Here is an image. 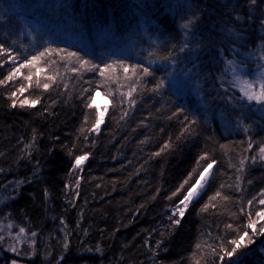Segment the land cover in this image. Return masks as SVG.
I'll return each mask as SVG.
<instances>
[{"label":"trees","instance_id":"1","mask_svg":"<svg viewBox=\"0 0 264 264\" xmlns=\"http://www.w3.org/2000/svg\"><path fill=\"white\" fill-rule=\"evenodd\" d=\"M0 44V221L28 238L10 260L264 264L259 224L238 253L220 247L264 207V103L229 79L264 76V0H0ZM98 92L109 107L93 133ZM213 160L174 226L168 208Z\"/></svg>","mask_w":264,"mask_h":264},{"label":"snow or ice","instance_id":"2","mask_svg":"<svg viewBox=\"0 0 264 264\" xmlns=\"http://www.w3.org/2000/svg\"><path fill=\"white\" fill-rule=\"evenodd\" d=\"M191 23V21L189 22ZM185 27H187V25H185ZM0 50L3 51H9L8 49L4 48L3 44H0ZM49 49H45V52H41L39 53L38 56H33L30 59H26L24 64H21L20 67H35L36 63L38 62V60L42 57L45 56V53L48 52ZM69 55L71 56H78L77 53H70ZM86 63V62H85ZM229 63H231V61H229ZM121 67H123V65H120ZM106 68H111L112 65H106ZM139 68H142L143 73L145 74H150L149 69L147 68H143V66H137ZM125 72H128V68H124ZM136 69L133 68V73L135 74ZM19 73V69L18 68H14L12 72L9 73V75L6 77V80H12L13 77L15 75H17ZM101 75H103V71L101 72ZM25 79L27 80H31L32 76L29 75L27 77H25ZM49 79H52L51 77ZM5 83L4 80H0V84ZM163 84V81L160 82V84L156 85V88L161 87ZM242 88L241 90L243 91L244 96L249 100V101H257L258 103H264V83H259L258 85V89H257V85L255 82L253 81H249V80H244L242 81ZM44 87L47 88L48 84H44ZM24 89H20V91L22 92ZM155 90V89H154ZM129 95H131V92L128 93ZM13 95H15V93H13ZM38 101H32L31 103L34 105L35 103H37ZM24 103H28V101H24L22 102V105ZM91 106V105H89ZM99 107V106H97ZM182 111V110H181ZM101 119H97V127L99 126ZM251 147V145H249ZM260 152L262 154H264V147L260 148ZM86 156H81L77 158V164L81 163L84 159H86ZM201 160H206L207 159V154H205L204 156H201L200 158ZM261 160H264V155H261L260 157ZM253 161H255V158H253ZM216 163V161H212L211 163H208L207 166L203 169V171L201 173H199L200 175V179L196 180L194 184H192L190 186V189L187 191V194L184 196L183 200L181 201V204H184V207H187V204L185 203V201L187 202H191V200L197 196L199 194V191L201 189H203L204 184L207 183V178L212 174V168L213 165ZM243 164V161L241 162ZM189 181L185 180V184H187ZM180 188H183V184L180 186ZM180 189H177V192H179ZM173 195H176V193H173ZM221 196V192L217 191L214 197H211L210 200H215L216 197H220ZM262 197H264V193H262ZM225 200L228 199V197H224ZM255 199V198H253ZM248 205H252L253 204V200H249ZM259 205H264V198L259 199L258 201ZM207 208V205H205V209ZM241 211H244V209H241ZM178 214L179 216H183L184 212L183 210L178 208ZM247 216H248V223L245 226H237L236 228V232H237V238L233 239L230 242V247H231V251H228L225 248V243L227 242H222L220 247L222 249H224V256H232L234 253H238V250L240 248H242L243 245V241L245 239V237L249 236V232L248 230H256V226L259 224L260 228H259V234H264V223H261L262 221H264V207L259 208L258 210H256L254 213L252 211H248L247 212ZM180 220L176 219L173 221V225H179ZM227 227H232L231 225H228ZM25 230L23 228L20 229V233H23ZM19 235V233L17 234ZM33 235H35L33 233ZM249 242H250V238H249ZM200 245H197V248L199 249ZM13 251H15V249H12ZM213 253H216V249H212ZM224 256L221 257V260L224 259ZM13 264H15V262H13ZM197 264H199V262H197Z\"/></svg>","mask_w":264,"mask_h":264},{"label":"rangeland","instance_id":"3","mask_svg":"<svg viewBox=\"0 0 264 264\" xmlns=\"http://www.w3.org/2000/svg\"><path fill=\"white\" fill-rule=\"evenodd\" d=\"M229 79H230V82L232 83V85L234 86V88L239 93H241L243 96H244V94H243V91L241 90V88L243 86L242 85V81L249 80V81L255 82L256 85H257V89H258L259 83H264V76L260 75L259 73L255 74V72H254L252 74H247V72H245V70L240 69V68H236V67H233L231 69V71L229 72ZM251 102H255V100H253ZM93 104L97 108L98 119H100L102 117L101 122L99 124V125H102L103 122H104L105 114L108 111L109 99L106 98L105 96H103L100 92H98L95 95L94 99H93ZM97 106H99V107H97ZM98 128L99 127H97V129ZM86 160H87V158L84 159L79 164H77V162H76V164L74 166V170H73L74 171V175L72 174L71 179H70V183H69V185H70V187H69L70 193H72V191H75L78 188V185H79L78 183L80 182V174L77 171H79L83 167V165L85 164ZM209 178H210V176L207 178V183H208ZM199 179H200V177H199ZM207 183L204 184L203 189H201L199 191V194L197 196H195L191 200L190 203L185 201V203L187 204L186 208L184 207V204H181V201L183 199L176 206L169 207L168 210H169L170 215L172 217H174L175 219L181 220L185 216V214H186L188 208L190 207V205L201 196L202 192L204 191V189L207 186ZM178 208L183 210V212H184V215L182 217L179 216V214H178ZM7 223L8 224H5L2 221H0V250H1V253H3V255H5L6 257L8 255H12L13 253L17 254V252H19V250L22 248V246L28 240V238L25 237V231L23 233H20L21 227L17 226L16 231H14V224H12L10 222H7ZM18 233H19V235H17ZM4 239L5 240L7 239L6 241H8V240L13 241V245L14 246H11L10 249L7 248L6 246H4V244H3ZM12 249H15V251H13ZM13 262H15V264H32L30 262H22V261H18V260H14ZM13 262H12V264H13Z\"/></svg>","mask_w":264,"mask_h":264},{"label":"flooded vegetation","instance_id":"4","mask_svg":"<svg viewBox=\"0 0 264 264\" xmlns=\"http://www.w3.org/2000/svg\"><path fill=\"white\" fill-rule=\"evenodd\" d=\"M13 261L8 260L5 255L2 253V257H0V264H12Z\"/></svg>","mask_w":264,"mask_h":264},{"label":"bare ground","instance_id":"5","mask_svg":"<svg viewBox=\"0 0 264 264\" xmlns=\"http://www.w3.org/2000/svg\"><path fill=\"white\" fill-rule=\"evenodd\" d=\"M103 125V124H102ZM102 125H99L98 127V129H97V123L93 126V128H92V132L93 133H96V132H99V130L101 129V127H102ZM7 259H9L8 257H7ZM10 260V259H9ZM11 261H14V260H11Z\"/></svg>","mask_w":264,"mask_h":264},{"label":"water","instance_id":"6","mask_svg":"<svg viewBox=\"0 0 264 264\" xmlns=\"http://www.w3.org/2000/svg\"><path fill=\"white\" fill-rule=\"evenodd\" d=\"M0 257H2V253H1V250H0Z\"/></svg>","mask_w":264,"mask_h":264}]
</instances>
